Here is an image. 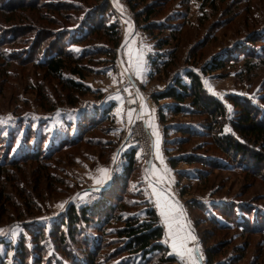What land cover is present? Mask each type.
<instances>
[{"label":"rangeland","instance_id":"374dc122","mask_svg":"<svg viewBox=\"0 0 264 264\" xmlns=\"http://www.w3.org/2000/svg\"><path fill=\"white\" fill-rule=\"evenodd\" d=\"M155 1L166 2L165 15L153 20L168 28L164 34L157 29L150 34L144 30L143 23L140 29H135V16L128 3L136 5L137 0H110L118 13H111L105 20L108 26L117 27L116 34L120 37L121 44L127 38L121 51L118 52L119 47L100 35L90 37L84 44L68 43V48L73 53H88V56L84 55L82 63L87 68L85 79L79 80L65 74L90 89L85 95L74 94L78 100L76 107L67 103L68 91L56 80L45 76L27 59L28 55L20 52L28 46L21 42L15 47L17 52L5 49L7 61L0 60V124L7 132L15 126L21 128L16 137L18 146L11 151L10 159H18L19 149L26 148L23 142L26 127L31 128L36 135L30 144L31 153L38 150L44 157L38 162L18 163L17 168L6 167L0 173V229L3 230L0 232V240L17 245L21 239H26V243H29L32 242L33 232L45 231L40 242L45 249V258H60L58 245L54 238H50V233L58 227L69 207L92 203L104 195L109 199L123 194V205L130 202L137 205L126 213L143 216L146 207L155 210L165 232L163 241L169 246L170 255L177 260L174 264H187L186 259L178 257L170 246V238L166 235L167 226L160 216L156 196L153 194L152 186L155 185L161 196L170 203L182 206L184 216L180 219L182 223L186 222L185 230L190 229L196 237L195 240L188 241V247L195 249L197 264H206V249L210 246H221L222 251H227L228 260L243 254L238 264H264V231L249 235L240 227L230 228L225 232L215 231L209 225L206 215L199 212L197 207L198 203L206 204L211 209L235 203L237 210L238 206L251 205L252 214L255 215L257 210L264 214V180L254 175L247 176L235 167L214 170L206 166L180 163L173 170L170 161L181 156H213L218 158L217 163L221 165L226 163V159L212 146H208L210 139L206 136L194 138L188 145L181 142L179 145L177 141L182 134L178 133V128L190 126L201 132L204 119L190 115L171 116L164 112L168 116V122L164 125L160 122L159 110L168 101L161 102L159 106L153 99V95L167 90L172 85L173 78L182 77L187 70L201 74L203 67L212 61L222 60L227 64L226 68L211 75L201 74L203 82L207 81L211 85L212 91H209L205 84L209 93L224 101L232 114L233 105L228 104L226 99L231 94L261 105V98L264 97V38H261L264 37V0H148V3L153 4ZM52 2L78 6L79 14L65 10L54 15L38 6L36 11L17 14L16 19H21L16 23H27L29 26L30 22H35V26H44L53 33L63 27H70L69 31L74 32L72 27L81 24L80 18L86 16L87 10L95 3L93 0H44L42 4ZM67 15L74 18L73 21L66 19ZM42 17L55 18L56 24L51 26L48 24L49 19L43 20ZM76 17L79 18L75 19ZM4 18L0 14V25H5ZM71 22L75 24L72 23L74 25L71 26ZM12 24V29H21L15 27L17 25L14 23L10 25ZM171 31H174L179 41L174 39L168 46L158 49L156 39L170 37ZM259 38L262 43L249 44L251 39L259 41ZM195 47H198L197 55L191 57L189 51ZM176 48L179 60L169 76L163 69V64L152 65L159 56L168 60V56ZM244 51L257 52V58L253 61L259 67L255 71H247V55ZM14 53H18L14 57L19 60H11ZM138 55L144 64L141 76H137L133 69ZM2 63L6 64V69ZM38 90H44L49 98L47 107L57 104L55 112L41 107L43 104L40 98L43 96L37 95ZM106 109H111L107 112L109 116L91 131L87 127L82 134L80 126L86 118L84 115L104 112ZM129 109L133 110L131 122ZM134 125H137L132 133L134 138L130 137L131 141L128 143ZM166 129H169L167 134ZM16 132L17 130H13L11 135ZM2 136V140L9 143L7 133ZM4 149L1 148L2 153H6ZM133 149L136 151V164L126 186H123L124 172L128 166L125 155ZM157 153L163 157L162 161ZM0 159H4V156L0 155ZM104 168L109 170L106 177L99 171ZM150 169L159 170L164 179L161 181ZM197 169L203 172L206 170L210 174L204 179H197ZM183 171L187 177H180L179 172ZM189 172L193 175L188 177ZM97 180L101 182L97 183ZM103 189L106 192L101 194ZM85 193L88 195H84ZM26 223H30L31 233L24 228ZM117 227L118 224H114L103 230V249L99 252L97 264H109L107 261L116 249L113 243L119 242H112ZM79 228L80 232L76 234L79 239H67L66 248L70 253L78 251L84 258V239L100 233L93 230V227L80 225ZM59 229L62 233L66 228ZM213 234L215 235L212 236ZM237 248L241 251H237ZM8 256L11 259L14 257ZM8 256L5 248L1 247L0 260H5ZM135 261L136 264H143L137 259ZM64 264H67L66 261ZM154 264H158V260Z\"/></svg>","mask_w":264,"mask_h":264},{"label":"trees","instance_id":"16d2710c","mask_svg":"<svg viewBox=\"0 0 264 264\" xmlns=\"http://www.w3.org/2000/svg\"><path fill=\"white\" fill-rule=\"evenodd\" d=\"M43 1L0 0V14L5 16V25H0V60L4 59L7 61L5 58L7 56L5 53L6 48L16 51L15 47L23 42L28 47H24L20 52L28 55L27 59L34 67L42 71L45 76L56 80L63 89L68 91L67 103L71 107H76L78 100L74 94L85 95L90 92V89L76 79L66 77L65 74L75 76L79 80L85 79L87 68L83 67L82 63L85 60L84 55L88 56V53L83 52L77 55L68 48V45L70 43L84 44L90 37L100 35V37L112 42L118 48L121 45V41L120 37L116 34L117 27L108 26L105 20L108 15L115 12L118 13V11L113 7L110 0H93L95 3L87 10L86 16L80 18L79 23L81 24L72 27V29H75L74 32L69 31L70 27H63L53 33L44 26L41 28L35 26L37 25L35 22H30L29 26H27V23H16L19 18L21 19V17L16 19L17 14H25L26 11L31 10L36 11L38 10V6H42L43 9H47L54 15L60 14V12L65 10L78 13V6L64 2L42 4ZM137 2L136 5H133V2L128 3L130 10L135 16V19H133L135 29H140L141 23H143L145 26L144 30L150 34H153L156 29L164 34L168 28L162 26L160 23H156L157 21L153 22V20L156 17L165 15L164 4L166 2L155 1L153 4H149L148 0H137ZM78 18L76 17L75 19ZM42 19H49L48 24L51 26L56 24L55 18L42 17ZM66 19L73 21L74 18L67 15ZM11 23H14L17 25L15 27H20L21 29H12L14 25H10ZM169 36L166 39H156L158 40L156 43L158 49L168 46L174 39L179 41L174 31H171ZM261 38L263 39L264 37L261 36ZM261 38H259V41L251 39L249 44L262 43ZM177 50L178 48L172 51L170 56H168L169 59L166 61L160 56L157 57V60L152 65L163 64V69L166 70L169 76L172 68L178 64L179 57ZM196 52H198V47L192 48L189 54L191 57H196ZM253 52H243L247 55L245 67L249 72L255 71L259 67L253 61V59L257 58V52ZM17 54L11 55L12 61L19 60L14 57ZM224 62L222 60L212 61L211 64L202 68L201 74L211 75L218 70H223L227 65ZM201 74L194 70H187L182 77L177 76L173 78L172 85L167 90L153 95V99L157 105L163 101H168L159 110L160 122L164 125L168 122V116L164 112H167L171 116L181 115L187 117L190 115L203 118L201 132L190 126L178 128L177 131L182 134V137L177 142H179V145H181L180 142L188 145L192 139L206 136L210 139L208 146H212L219 155L223 156L226 159V163L222 165L218 164V158L213 156L191 154L189 157L181 156L180 158L172 159L170 161L171 167L174 170L180 163L188 166H206L214 170L232 169L235 167L247 176L254 175L264 180V113L261 114V112H264V108L261 107H264V97L261 98V102L259 101L261 105H258L259 103L256 105L250 99H245L235 94L226 96L228 104L233 105L232 111L234 113L232 114L224 101L209 93ZM37 95L39 97L43 96L40 98L43 109L47 108L49 112L56 111L57 104L47 107L46 103L49 102V98L45 95L44 90H38ZM111 109H106L104 112L100 111V113L94 112L91 115L86 113L84 115L86 118L82 120L80 126L82 134L86 131L87 127L90 131L98 127L102 120L106 116H109L107 112ZM19 126L22 127V124H19ZM1 127L0 124V133H7L9 141L8 143L7 140H2L3 136L0 134V155L4 156V159H0L1 174L5 171L6 167L17 168L19 167L18 163L38 162L41 157H44L38 150L31 153L30 144L36 135L31 128L26 127V131L23 134V142L26 148L21 147L19 149L18 159H10L11 151L18 146L16 137L18 130L21 128L19 129L15 126L7 132ZM13 130H17V132L12 136ZM165 131L167 134L169 129ZM43 143L44 140L40 143V148H42ZM3 147L6 153H2L1 148ZM135 152L133 149L125 155L128 166L124 172L125 180L123 186H126L130 172L135 167ZM196 171L195 173L199 174L197 179H204L210 174L206 170L203 172L197 169ZM179 173L180 177H187L184 171ZM187 175L189 177V175L192 176L193 174L189 172ZM101 192V194H104L106 189L101 190ZM121 197H123V194H118L116 197L112 196L107 199L104 195L101 199L80 207L71 205L68 212L65 213V217L59 221L58 227H55L54 231L50 233V238H54V242L58 245L57 248L61 254L60 258H55V256L48 259L45 258V249L42 243H40L43 240V232L45 231H40L39 233H32V242L29 243H26V239H21L17 245L0 240V248H5L7 256H14L12 259L11 256H8V259L0 260V264H53V262L64 264V261L67 264H97L99 252L103 249V230L114 224H118V227L115 229V232L113 231L115 238L112 239V242H117V240L119 242L113 243L116 249L111 253L107 261L109 264H136L135 259L141 261L143 264H154L156 260H158V264L176 263L175 257L170 255L169 246L163 241L165 232L159 224V216H157L155 210L152 207H146V213L143 216L128 214L126 212L136 208L137 205L133 202L123 205ZM236 205L234 203L227 206H215L211 209L206 204L198 203L197 207L199 212L206 215L209 225L215 231L225 232V230H231L230 228L235 227H240L246 235L256 233L257 231H264V214L262 212L257 210V213L254 215L252 214L253 207L251 205L238 206L239 210H237ZM80 225L87 226V228L93 227V230L100 233L99 235L95 234V237L89 235L88 238L84 239L86 244L84 258L81 257L78 251L70 253L66 248L67 239L68 241H75V238H77L76 234L80 232ZM59 227L66 229L61 233ZM24 228L31 233L30 223H26ZM82 245L84 244L82 243ZM206 251V264H238L243 256L242 254L239 257L228 260L226 259L228 256L227 251H222L221 246H210L207 247ZM237 251H241V249L237 248Z\"/></svg>","mask_w":264,"mask_h":264},{"label":"snow or ice","instance_id":"6c2138e0","mask_svg":"<svg viewBox=\"0 0 264 264\" xmlns=\"http://www.w3.org/2000/svg\"><path fill=\"white\" fill-rule=\"evenodd\" d=\"M133 69L137 76L142 75V72L144 70V64L142 58L139 55L137 56L136 62L133 63ZM205 84L208 85L209 91H212L211 85L208 84L207 81H205ZM132 111L133 110L129 109V122H131ZM157 156L159 159H161V161L163 160V157L160 156L159 153H157ZM115 159L116 157L114 156L113 160L115 161ZM99 171L104 173L106 177V174L108 173L109 170L104 168V169H99ZM149 171L159 176V179L161 181L164 179V176L159 172V170L150 169ZM164 171L165 172L167 171L166 167ZM96 182L100 183L101 181L97 180ZM152 187H153V194L156 196L157 207L160 209V216L162 217L164 224L167 226L166 235L167 237L170 238L171 248L176 253V255L180 257L182 260L186 259L187 264H197V258L194 255L195 249L188 247V241L195 240L196 237L192 234L190 229L185 230L187 227L186 222L182 223L180 219V217L184 216L182 206L170 203L168 199L161 196V194L156 190L155 185H153ZM84 195H88V194L85 193ZM0 232H3V230L0 229ZM14 234L15 233L13 232V235Z\"/></svg>","mask_w":264,"mask_h":264},{"label":"water","instance_id":"95a60500","mask_svg":"<svg viewBox=\"0 0 264 264\" xmlns=\"http://www.w3.org/2000/svg\"><path fill=\"white\" fill-rule=\"evenodd\" d=\"M133 26H134V25H133ZM126 43H127V38L124 39L123 42H122V44L119 46V48H118V52L121 51V49L124 47V45H125ZM127 74H128L129 79H130L131 81H133L131 75H130L129 73H127Z\"/></svg>","mask_w":264,"mask_h":264},{"label":"built area","instance_id":"2783aa9c","mask_svg":"<svg viewBox=\"0 0 264 264\" xmlns=\"http://www.w3.org/2000/svg\"><path fill=\"white\" fill-rule=\"evenodd\" d=\"M136 123H137V122H136ZM137 125H139V124L137 123ZM137 125L132 126V129H133V130H132V132H131V134H130V136H129L128 143H130L132 137L134 138V136H132V135H133L132 133L135 132V129H134V128H135ZM130 137H131V138H130ZM132 145H133V144H132Z\"/></svg>","mask_w":264,"mask_h":264}]
</instances>
